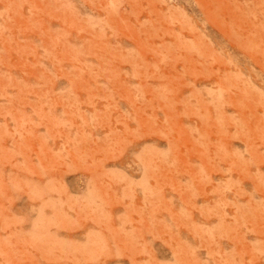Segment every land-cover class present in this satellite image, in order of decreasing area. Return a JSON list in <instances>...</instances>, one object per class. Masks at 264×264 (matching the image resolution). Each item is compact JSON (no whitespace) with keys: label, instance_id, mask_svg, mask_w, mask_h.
I'll use <instances>...</instances> for the list:
<instances>
[{"label":"rangeland","instance_id":"374dc122","mask_svg":"<svg viewBox=\"0 0 264 264\" xmlns=\"http://www.w3.org/2000/svg\"><path fill=\"white\" fill-rule=\"evenodd\" d=\"M0 264H264V0H0Z\"/></svg>","mask_w":264,"mask_h":264}]
</instances>
